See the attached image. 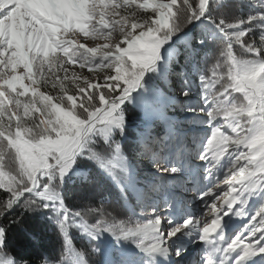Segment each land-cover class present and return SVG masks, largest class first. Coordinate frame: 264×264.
Wrapping results in <instances>:
<instances>
[{
    "label": "snow or ice",
    "instance_id": "snow-or-ice-1",
    "mask_svg": "<svg viewBox=\"0 0 264 264\" xmlns=\"http://www.w3.org/2000/svg\"><path fill=\"white\" fill-rule=\"evenodd\" d=\"M226 8L0 0V220L18 208L46 214L62 250L44 264H91L90 254L102 264H264V0L246 18L228 19ZM209 41L218 45L211 75L196 66ZM181 56L193 67L176 73L177 96L170 78ZM129 104L143 124L137 154L157 173L148 183L122 143ZM177 108L200 130L189 136ZM170 174H183L204 208L215 196L210 223ZM70 183L99 206L73 202ZM220 184L227 191L216 195ZM109 188L116 214L103 206ZM73 230L88 246L74 245ZM7 237L0 223V252ZM189 245H199L196 258Z\"/></svg>",
    "mask_w": 264,
    "mask_h": 264
},
{
    "label": "trees",
    "instance_id": "trees-1",
    "mask_svg": "<svg viewBox=\"0 0 264 264\" xmlns=\"http://www.w3.org/2000/svg\"><path fill=\"white\" fill-rule=\"evenodd\" d=\"M255 3V0H225L227 5L226 12L227 18L231 19L236 16H246L252 10L251 6ZM258 38V37H257ZM182 49V46H179ZM199 57L196 61V66L200 68L201 73L211 75V67L215 63V57L218 55V45L208 42L207 46L203 49H199ZM191 64H186L181 56L179 63H173V75L171 76V89L177 96L181 93V81L183 77H179L176 73L181 69L191 71ZM197 83L199 77H196ZM128 117V133L123 138V145L126 153L131 157L139 170V179L148 183L153 180L157 175L152 166L143 160L138 153V141L137 138L141 134L143 124L139 116L138 111L129 104L126 109ZM176 117L184 121L182 125L185 131H199L202 126L193 125L186 120V114H182L181 110L177 108L175 110ZM155 135V132L153 133ZM192 134H189L191 136ZM168 179L178 181L180 184L187 178L183 174L169 175ZM69 195L73 202L81 205L92 204L93 206H99V201L94 200L95 193L89 189H83L79 185H69ZM105 201L104 208L108 211H112L116 214L119 211V202L115 189L109 188L104 192ZM6 195L0 190V199H5ZM19 214V215H18ZM15 217L17 220H21V223L9 224V221ZM124 218V217H119ZM0 223H4L8 227V237L5 245L3 246L0 256L6 259H14L16 264H22L23 261H27L28 264H44L47 261H56L59 259L60 252L62 250V241L58 238L54 225L48 219L46 214L38 212H28L24 209L18 208L16 212L9 214ZM247 223V221L245 222ZM72 240L74 245L78 248L88 246L86 238L81 237L79 233L73 230ZM89 259L91 264H102L103 256L100 254H90Z\"/></svg>",
    "mask_w": 264,
    "mask_h": 264
},
{
    "label": "rangeland",
    "instance_id": "rangeland-1",
    "mask_svg": "<svg viewBox=\"0 0 264 264\" xmlns=\"http://www.w3.org/2000/svg\"><path fill=\"white\" fill-rule=\"evenodd\" d=\"M182 114H184V113L182 112ZM193 132H197V131H188V134H192ZM195 163L201 164V162L199 160H196ZM202 168H203V166L201 165V173H202ZM220 179L221 180L224 179L223 175H221ZM226 191H227V186L224 184H220L219 191H216V195H222ZM179 195L182 197L183 200L188 202L191 209L194 212H196L197 216H199L201 218L202 222H209L210 223V220L212 218L210 205L212 204L213 200H215V196H213L212 199L208 201L209 207L204 208L203 203H202L201 198H200V194L193 192L191 190V183L187 179L181 183ZM215 202H216L217 206L220 205V201H215ZM161 207L163 209L164 206L162 205ZM198 209H202V210L198 211ZM234 219L239 221L241 218H234ZM246 221H247V219H244L243 223L240 224L241 228L243 227V224ZM233 236H235V233H233ZM185 255L190 257V258H196L199 255V245H189L188 248L185 250Z\"/></svg>",
    "mask_w": 264,
    "mask_h": 264
}]
</instances>
